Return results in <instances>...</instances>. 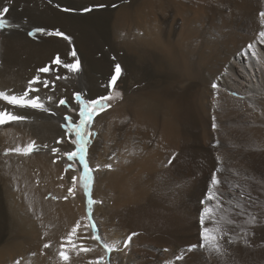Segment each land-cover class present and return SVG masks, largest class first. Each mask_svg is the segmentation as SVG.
<instances>
[{
	"label": "bare ground",
	"instance_id": "obj_1",
	"mask_svg": "<svg viewBox=\"0 0 264 264\" xmlns=\"http://www.w3.org/2000/svg\"><path fill=\"white\" fill-rule=\"evenodd\" d=\"M60 2L84 4L89 0ZM105 2L109 7L100 13L69 18L58 13L48 0H14L7 18L20 27L0 32V91L22 94L27 82L39 74L54 81L39 95L56 112L52 116L0 101V110L9 108L28 117L0 125V264H63L58 256L61 238L67 237L77 220L87 221L82 219L86 217L85 198L77 187L74 197L68 193L72 176L78 173L65 172L67 162L62 153L74 146L61 124L65 115L78 119L73 111H78L72 100L74 92L88 99L109 94L104 86L117 63L122 67L117 81L123 84L122 96L96 117L93 131L97 135L89 146L90 166H100L94 172L93 198L97 203L93 217L101 239L92 240L89 229V238L77 243L92 251L66 245L70 257L67 264L95 262L105 255L104 242L117 246L116 242L131 232L139 233L130 250L146 255L142 264H152L148 257L155 256L156 248H163V260L168 264L206 263L199 259V250L182 254V246L195 244L193 235L199 234L194 233L196 216L189 200L199 176L212 167V146L208 143L217 138L212 135L213 117L216 127L227 123L247 128L251 145L256 143L253 147L264 150V116L255 107L256 99L264 98V45L256 46L255 55L247 44L228 48L229 41L240 33L233 30L234 20L255 23L264 11V0ZM210 18L220 23L219 31L203 38ZM53 25L68 32L72 42L26 34L35 27ZM57 55L65 63L78 60L81 71L73 74L57 68L51 64ZM47 65L53 71L37 72ZM56 76L67 79L57 80ZM214 82L216 89L211 87ZM49 95L51 102L46 99ZM60 98L67 99L70 107L57 108ZM224 115L230 119L224 120ZM122 120H127L121 125H127L128 134L123 140L118 136L115 140L113 126ZM58 139L63 143L57 144ZM33 141L41 147L27 157L10 151L5 154ZM53 147L60 150L58 154L52 153ZM254 153L252 148L249 161L263 164L264 151ZM173 154L175 159L169 165ZM200 158L205 162L200 164ZM107 164L111 169L105 167ZM253 187H247L246 193L255 194ZM224 197L232 202L231 196ZM254 215L255 232L264 241V212L259 210ZM252 217L249 215L247 221ZM77 235L82 237L84 230L78 229ZM44 243H50L51 249H43ZM234 247L232 243L227 250L214 253L216 263L231 257L236 260ZM126 253L115 251L110 260L113 264H141L139 260L128 262L131 256Z\"/></svg>",
	"mask_w": 264,
	"mask_h": 264
},
{
	"label": "snow or ice",
	"instance_id": "obj_2",
	"mask_svg": "<svg viewBox=\"0 0 264 264\" xmlns=\"http://www.w3.org/2000/svg\"><path fill=\"white\" fill-rule=\"evenodd\" d=\"M14 0H4L3 4H0V32L9 31L12 29H18L20 26L18 24H13L9 21L8 14L12 8ZM48 3L53 6V8L61 14L71 18L75 16H86L93 15L96 13H100L106 10L109 7V4L105 2V0H89L88 3L84 4H75V3H67L63 4L60 0H48ZM117 5L115 3L111 4L112 8H115ZM261 17V25L264 27V11L259 13ZM27 36L30 38H35L37 34L41 36L48 37H59L69 43L72 42V36L62 30V28L53 25L51 28L49 27H35L28 31ZM264 45V31H260L257 35L256 40L247 45V48L252 51V54L255 55V48L257 45ZM73 57L76 56V52L73 51L71 53ZM115 59V57H113ZM51 64H54L59 67H63L67 69L68 72L73 74H78L81 71L80 62L77 60L73 63H65L60 59L59 55L51 61ZM53 71L51 65H47L41 67L37 70L38 73L47 74ZM122 75V67L120 64H115L113 74L110 76V79L104 87L108 89L107 95L99 96L95 99H85L84 95L77 91L72 95V100L75 104H77L78 111H76V116L78 119L74 120L72 116L65 115L63 117L64 123L61 124V128H63L64 135L70 141V143L74 146L73 150L65 152L64 156H66L67 161L69 162L65 167V172L69 170H79V176H72V187L68 188L69 195L75 196V189L77 185L83 189V194L85 197V207H86V217L82 218L86 220V223H82L81 220H77L76 225L71 229V232L67 235V237L61 238L60 243V251L58 252V256L63 264H67L69 261V255L66 254L65 248L66 245H71L72 249H77L79 247V251L82 252H90L92 249L78 245L77 241L82 239H88L87 232L90 229L92 232L91 239L94 241H99L101 238L96 234L97 233V225L95 219L93 217V206L97 203V201L93 198V185H94V172L99 170V165L95 168L90 166L89 163V142L90 139L93 138L96 133L93 131V125L96 117L101 113L106 111L111 107L109 101L113 99L111 95L112 90L116 88L117 81ZM56 79H67V77L56 76ZM50 85H54V81L46 79L41 75L37 74L33 76L27 82V88L22 92V94H6L5 91H0V101H4L6 105H11L14 108L20 109H31L44 113H49L52 116L56 115V112L53 111L48 105L45 103V99L42 98L39 93L41 89H48ZM213 89L218 87L217 83H213L211 85ZM35 93V95H33ZM235 95V93H233ZM116 96H120L119 92H116ZM48 102L53 100L51 95L46 97ZM57 108L60 106L70 107V103L65 98H60L58 103L55 105ZM28 117L26 115H20L14 113L9 108H4L0 110V125H4L10 122H22L27 120ZM213 129L216 128L215 117H213ZM57 144H62L63 139H58L56 141ZM41 146L36 144L34 141L28 143L24 146H16L15 148L6 150L15 152L17 154H21L23 156H29L34 152H37ZM44 147H47L46 145ZM216 147V145H213ZM54 155L59 153V149L53 147L51 149ZM175 159V154H173L172 159L168 160V164H172V160ZM219 157H217V161L219 162ZM55 163V161H53ZM75 162V164L73 163ZM106 168L111 169L112 165H105ZM220 171L217 168L211 174V179L208 183L207 191L204 193L203 198L200 200V204L203 206L199 213V225H200V243L189 245L186 252H193L194 250H207L208 252H221L220 240L224 235H228V233L220 227V221L215 215V208L212 206L213 204H218L220 199V191L219 185L221 181L217 177V173ZM63 178V177H61ZM55 198V197H54ZM65 199L67 197H64ZM255 222V217L248 221V223ZM78 229L84 230V235L81 237L77 235ZM221 233V235H217ZM139 233L131 232L124 238L122 241H117V246L110 245L107 242L103 243V248L105 255L99 257L95 262H89V264H113L111 260L108 259L109 253H113L115 251H123L127 252L132 247V242L135 237H137ZM228 243L231 244L233 241L231 239L228 240ZM122 244V248L118 247V245ZM51 247L50 243H44L43 249H49ZM167 251V250H166ZM180 259V257H178ZM19 264V261H17Z\"/></svg>",
	"mask_w": 264,
	"mask_h": 264
},
{
	"label": "rangeland",
	"instance_id": "obj_3",
	"mask_svg": "<svg viewBox=\"0 0 264 264\" xmlns=\"http://www.w3.org/2000/svg\"><path fill=\"white\" fill-rule=\"evenodd\" d=\"M250 22L251 21H245L241 19H237V21L236 19L234 20L233 30H235V34H237L238 32L240 33L237 34L238 36L234 35L233 37V39L236 37V40L234 39L236 43L233 39L231 42L229 41L228 43L229 49L232 44L233 45L231 46V50L237 47H242L244 46V44L248 45V43L252 42L253 40H256L257 35L260 31H264V28L261 25V17L255 20L254 21L255 23L251 22L252 23L251 24ZM219 26H220L219 22H215L213 18H210V20L207 21V23H205L204 25V29H203L204 37L203 38H206V36L211 34L212 31H215V30L219 31L218 30ZM215 36H218V35H215ZM226 47H227V44L225 48ZM87 57L89 58L90 56L87 55ZM88 58L86 59L87 61H88ZM91 60L92 62L95 63L94 58L93 59L89 58V61ZM85 73L86 72H84V74ZM122 85L123 84L121 85L117 84L116 88L112 90L111 95L113 96V99H111L109 103H111L113 100H116V98L119 99L122 96V92H123ZM116 92H119L120 96H116ZM95 97L97 98L99 96L95 95L94 99ZM84 98L86 100L88 99L85 95H84ZM91 99H93V97H91ZM263 100L264 98H260V97L259 99H256L257 106L255 107L260 109L258 110V113L264 116V101ZM228 119H230L229 115H224V120H228ZM121 122L122 124L123 123L127 124V120L125 122L124 120H122V121H119L118 124L115 125L116 127L113 126L114 127L113 128V133H114L113 139L117 138L118 136L117 139L120 138L119 140H123L124 138H126L128 134L125 130L127 125L124 124L122 126ZM240 126L241 125H232V124L229 125L226 123V124H222L220 127L217 126L215 130L213 131L214 133L212 132V135L217 136L216 140L213 141L212 144L208 143L210 144L209 145L210 147L212 146L211 148L212 149L211 150L212 167L208 170L206 169L204 173L199 176L198 178L199 181L197 180L196 185H195L194 195L189 200L190 204H194L193 213L196 216L195 217L196 222L194 223L196 231L194 233L197 234V233H200L199 213L201 211L200 209L203 207L200 204V200L203 198L204 193L207 191L208 183L211 179L212 172L215 171L217 168H219L220 171L217 173V177L221 181L219 185L220 199H219L218 204H213L212 206L215 208V215L220 221V227L228 233V235H224L223 238L220 240L221 248H223L224 250H227V248L230 245H232V243L231 244L228 243V240L231 239L233 241V244L235 243L234 248H236L235 252L237 254L236 256L237 259L233 260L234 258L231 257L230 261H224L223 263H216L217 254L215 255L214 254L215 252H208L206 249L199 250V254H200L199 259L202 258L203 261L206 262L204 264H264V252H263L264 251V241L263 240L261 241L258 238L257 233L255 232L256 230L255 224L248 223L247 221V217L249 215L253 214V217H254L255 216L254 214H256L257 211L259 210H262V212H264V195L262 193L264 190V159H263V164L261 165L258 163L256 164L252 161H249L252 148L255 149V153H258L264 150H262L261 148H259L258 150V148L253 147V146H256V143L251 145L250 140H249L250 134H249L248 129L243 126L241 127ZM96 135L94 136V139ZM90 141H92V143L89 142V146L91 144V147H92L94 140L91 139ZM213 145H216V147H213ZM91 147L89 149H91ZM62 156L65 157L66 162L68 164L69 162L67 161L66 156H64V153H62ZM217 157L220 158L219 162L217 161ZM199 160H200L199 161L200 164L201 162L202 163L205 162L204 158H200ZM73 163L75 164V162ZM77 173L79 176L78 166H77ZM249 186L251 187L254 186L253 188H255L257 192L255 194L254 193L251 194V192L247 194L246 189ZM77 192L81 196L84 197L83 189L79 187L78 185H77ZM228 195L231 196L232 202L225 201L224 196H228ZM250 200H253V205H252V202L251 204H249ZM233 204L234 206L232 207ZM217 235L219 236L221 235V233H218ZM193 236H194V239L195 238L197 239V240L195 239V244L197 243L198 245L200 243V235L197 234V236H195L194 234ZM188 246H182V250H186ZM153 250H155L154 251L155 256L151 258L148 257L150 261L153 260L152 264H165V263L168 264V260L166 262L164 261L165 257L163 254V248H159V249L156 248ZM185 252L186 251H183L182 254H184ZM229 252L233 254L232 251H229ZM110 254L111 253L107 254L109 260H110ZM143 255H141V253L139 252L134 253L132 249L131 250L129 249L126 253V256H129V257L131 256L128 262L135 260L134 262L140 261L141 264L144 262L143 260L145 259V256H146L144 255V257L142 258ZM50 256H51V253H50ZM51 257H50V260L52 261L53 259Z\"/></svg>",
	"mask_w": 264,
	"mask_h": 264
}]
</instances>
